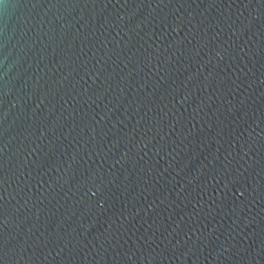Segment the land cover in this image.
<instances>
[{
  "label": "water",
  "instance_id": "water-1",
  "mask_svg": "<svg viewBox=\"0 0 264 264\" xmlns=\"http://www.w3.org/2000/svg\"><path fill=\"white\" fill-rule=\"evenodd\" d=\"M0 264H264V0H0Z\"/></svg>",
  "mask_w": 264,
  "mask_h": 264
}]
</instances>
